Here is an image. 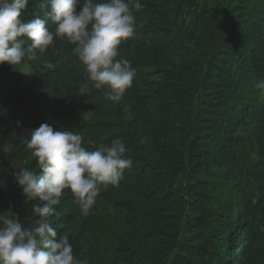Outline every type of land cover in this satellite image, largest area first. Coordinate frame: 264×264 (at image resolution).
<instances>
[{
	"label": "trees",
	"instance_id": "1",
	"mask_svg": "<svg viewBox=\"0 0 264 264\" xmlns=\"http://www.w3.org/2000/svg\"><path fill=\"white\" fill-rule=\"evenodd\" d=\"M238 1L223 19L204 12L176 28L165 0H140L133 11L147 22L118 57L136 76L118 102L95 89L78 96L87 73L74 45L55 37L38 60L25 58L28 85H4L0 76V225L12 214L23 227L39 219L38 198L27 200L14 173L27 167L39 175L26 142L48 123L81 134L88 150L121 139L133 160L89 215L66 189L48 218L58 237L69 233L77 264H264V95L256 86L264 79V0ZM50 11L44 0H29L21 19ZM155 99L181 121L170 146L154 133ZM126 186L134 200L117 194ZM113 223L133 237L119 252L108 243Z\"/></svg>",
	"mask_w": 264,
	"mask_h": 264
},
{
	"label": "clouds",
	"instance_id": "2",
	"mask_svg": "<svg viewBox=\"0 0 264 264\" xmlns=\"http://www.w3.org/2000/svg\"><path fill=\"white\" fill-rule=\"evenodd\" d=\"M44 3L51 9L45 18L36 16L25 22L21 17L29 0H0V65L15 68L25 58L38 60L54 46V37L66 40L74 45V53L87 73V79L79 85L78 96L95 89L106 100L120 101L132 87L136 69L128 60L118 58L119 48L147 22L133 11L143 8L140 0H83L82 5L79 0H44ZM26 41L31 42L27 47ZM43 63L48 69L53 67L48 61ZM256 86L264 95V79ZM26 149L37 158L39 175L22 167L14 177L28 201L38 198L32 214L39 219L30 227H23L15 214L2 221L0 264H77L69 233L64 231L58 237L48 218L56 214L55 206L60 204L66 189L81 215H89L101 190L119 187L133 160L126 157L127 149L121 139L88 150L83 146L81 134L54 131L48 123L31 131ZM260 231H264V225Z\"/></svg>",
	"mask_w": 264,
	"mask_h": 264
},
{
	"label": "rangeland",
	"instance_id": "3",
	"mask_svg": "<svg viewBox=\"0 0 264 264\" xmlns=\"http://www.w3.org/2000/svg\"><path fill=\"white\" fill-rule=\"evenodd\" d=\"M238 3V0H165L167 13L171 19V23L173 26H176V28H187L192 26L194 19L204 14V12L221 15L220 19H223L222 14L224 13H222V10L230 9L231 6L234 8ZM192 32L193 30L190 28L188 32L190 38L193 37ZM0 76L4 85L16 84L21 88L28 85L33 79L32 70L26 60L23 64L15 68L10 65L2 68L0 70ZM152 113L156 123L154 133L157 137V141L167 146L175 144L172 136L174 129L181 127V121L163 109L160 99L154 100ZM91 118V114H85L86 120ZM117 194L134 200L130 186L120 189ZM107 237H109V245H112L111 250L115 252H119L123 247H126L127 245L125 244H129L133 238L129 228L117 223H113Z\"/></svg>",
	"mask_w": 264,
	"mask_h": 264
}]
</instances>
